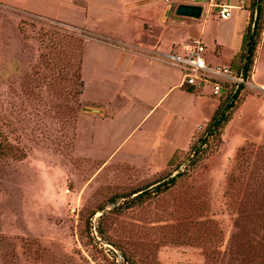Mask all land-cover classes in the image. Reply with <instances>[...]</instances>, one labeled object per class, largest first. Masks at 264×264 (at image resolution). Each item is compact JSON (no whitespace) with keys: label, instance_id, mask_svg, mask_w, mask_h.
<instances>
[{"label":"rangeland","instance_id":"374dc122","mask_svg":"<svg viewBox=\"0 0 264 264\" xmlns=\"http://www.w3.org/2000/svg\"><path fill=\"white\" fill-rule=\"evenodd\" d=\"M203 1L191 18L174 14L183 0H0V145L12 149L0 154V264H120V249L88 229L101 213L90 212L103 205L105 237L131 248L138 264H217V251L224 261L236 234V215L223 199L230 170L238 164L251 185L264 178V91H239L217 140L175 186L117 210L108 200L184 165L221 98L205 82L181 86L182 72L166 63L165 80L152 87L144 62L151 60L137 56L147 54L144 37L165 25V38L176 33L179 45L163 52L181 55L188 48L179 46L196 40L210 66L238 63L248 1L227 19ZM168 18L183 23L172 29ZM120 52L144 61L135 57L123 69L115 66ZM251 69L264 83V16ZM97 104L106 111L94 139L85 115H95L87 108ZM185 188L210 197L207 216L220 236L205 249L169 234ZM115 203L125 205L120 197ZM254 214L244 213L247 229Z\"/></svg>","mask_w":264,"mask_h":264},{"label":"trees","instance_id":"16d2710c","mask_svg":"<svg viewBox=\"0 0 264 264\" xmlns=\"http://www.w3.org/2000/svg\"><path fill=\"white\" fill-rule=\"evenodd\" d=\"M247 9L248 23L243 36L241 49L237 53L238 63L233 70H236L239 65L243 66L244 71H249L252 67L262 29L264 0H250ZM239 93V91H236L229 96L227 94L219 99L212 116L203 125L198 137L190 143L185 155L184 167L181 171L173 174L168 173L142 187L131 189L124 195L110 197L108 200L113 205V209L117 210L125 206L130 207L131 205L140 204L150 194L162 193L175 186L180 179H183L182 177L194 165V161L199 155L198 152L200 154L204 153L212 140H217L219 137L222 127L229 120L238 102ZM11 150L10 146L2 147L0 145V154L12 152ZM180 164H177L172 171ZM241 170L242 168L238 167V164H234L227 178L225 190L223 191L224 203L226 206L231 207L232 211H230L236 215V234L231 239L230 248L224 261H221V252H216L218 255L217 264H264V178L260 179L261 181H258L254 185L248 184L249 176L243 172L244 170ZM187 188H185V196L184 194L180 196V205L172 209L173 214L177 213L176 216L180 219H177L173 225H168L172 230L169 234L172 238V236L175 237L179 232L184 237L181 238L183 243L201 245L205 249L206 247L203 243L209 242L216 244L220 236L219 230L215 228L214 221L209 220L207 216L210 197H208L209 195L207 193L200 194L199 192L188 191ZM117 197L122 198V202L125 204L124 206L114 205L116 204L115 200ZM185 199L191 202L189 207H187ZM258 203L259 206H257ZM254 204H256L255 207L257 206L255 209H253L254 206L251 207ZM104 208V205L99 206L90 212L92 215L96 211H101L98 222L96 221L94 225V231L97 237L99 239H105L106 242L114 244V246L120 249V264H138V259L131 248L121 247L112 239L105 237L102 227L99 224L101 217L105 214L103 212ZM247 209L249 212H255L253 219L248 222L251 224L250 229H247L245 226L246 222L244 221V213ZM186 212L191 214L192 219L189 222L184 221L187 217H184L183 214ZM90 228L91 223L89 222L88 229ZM132 247L134 250L136 249L135 245H132ZM212 261L213 256L210 258V262Z\"/></svg>","mask_w":264,"mask_h":264},{"label":"built area","instance_id":"2783aa9c","mask_svg":"<svg viewBox=\"0 0 264 264\" xmlns=\"http://www.w3.org/2000/svg\"><path fill=\"white\" fill-rule=\"evenodd\" d=\"M232 6L222 4L219 6L217 15L221 19H226L230 16V10ZM204 46L200 41H193L188 47L187 51L181 55L168 52H160L159 55L166 58L177 67L181 72L182 84L186 85H198L200 83L211 84V92L214 95L221 97L228 94L231 95L236 91L242 89H256L258 91H264V83L255 82L253 80V71H244L243 66L239 65L236 70L229 69L226 66H210L206 63L202 56ZM242 64V63H241ZM183 164H180L173 173L181 171ZM95 221L91 222V228L94 236ZM117 257L120 258L119 255Z\"/></svg>","mask_w":264,"mask_h":264},{"label":"crops","instance_id":"0c3cea01","mask_svg":"<svg viewBox=\"0 0 264 264\" xmlns=\"http://www.w3.org/2000/svg\"><path fill=\"white\" fill-rule=\"evenodd\" d=\"M247 1H248L247 6H248L250 0H247ZM183 2L190 3V4L200 3L201 7H202L201 12H202L203 7H204V5H203L204 1L203 0H201V1L183 0ZM206 4L208 7H212L214 5L217 6V11H218L219 6L222 4L230 5V6H232V8H234V7L235 8L236 7L244 8L245 7V0H236V2H232V1L229 2V0H207ZM177 16H180V15H177ZM183 17H188V16H183ZM175 18H177V17H175ZM165 19L166 18H164V14H163V17L160 18V21H158V22H161L163 24L165 22ZM168 19H169V24L171 25V27H173L172 29H174V27H179L178 25L183 23V21H180V20L177 21L176 19H172V18H168ZM150 33H151V31H150ZM199 35H201V34H199ZM173 36L174 37L171 39H166L165 38V25L158 26L157 32L155 34L151 33V35L144 37V39L141 41L142 44L140 47L143 49L144 52H147V54L146 53L145 54L140 53L139 55H137V56H142L145 59L150 58L151 61H149V59H148V61H144L142 58L135 56L136 54H131V53L127 54L125 52H120L118 54V57H116L115 61H117V62L115 64V66H122L123 69H126V68L128 69L131 65H133V62L135 61V57L141 59L144 62H150L147 65V66H149V68L147 69L148 70L147 73L150 74V77H147V79L145 81H147L148 83H151L152 87L154 85L158 86L159 81H160L159 79H161L163 81L165 80V76H164L163 71H162V65H160V63H166V64H171V63L166 62L162 58H160V59L157 58L158 57L157 55H159L160 52L164 51V50H161L162 47H168L169 49L176 50V51L178 50L179 40H177V39H178L179 35L174 33ZM181 47H183V48L185 47V49H186V48H188V45L184 44L183 46H179V50ZM171 65H173V64H171ZM159 66L161 68L160 74L158 72ZM179 83H180V80H178L177 83L171 84L168 89H170L171 87H174V86H178ZM164 93L165 92H163V94H161L159 96L158 100L163 97ZM93 106L96 107L99 110V112H97L93 116H89V115H85V116L86 117L88 116L87 118L90 120L92 119L93 122L95 123L94 139H97V136L100 133V129L97 127L99 125H97L96 122L101 123V120H102L101 118L104 116L106 110H105V107L101 104H97V105H93ZM152 107H154V105ZM97 128H98V130H97Z\"/></svg>","mask_w":264,"mask_h":264},{"label":"water","instance_id":"95a60500","mask_svg":"<svg viewBox=\"0 0 264 264\" xmlns=\"http://www.w3.org/2000/svg\"><path fill=\"white\" fill-rule=\"evenodd\" d=\"M201 5L199 4H190V3H178L174 7V14L180 16H188L191 18H197L201 13ZM87 110L93 112H99L97 108L88 107Z\"/></svg>","mask_w":264,"mask_h":264},{"label":"bare ground","instance_id":"6f19581e","mask_svg":"<svg viewBox=\"0 0 264 264\" xmlns=\"http://www.w3.org/2000/svg\"><path fill=\"white\" fill-rule=\"evenodd\" d=\"M127 2V1H126Z\"/></svg>","mask_w":264,"mask_h":264}]
</instances>
